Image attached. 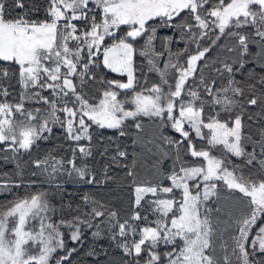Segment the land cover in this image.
Here are the masks:
<instances>
[{
  "label": "snow or ice",
  "instance_id": "snow-or-ice-1",
  "mask_svg": "<svg viewBox=\"0 0 264 264\" xmlns=\"http://www.w3.org/2000/svg\"><path fill=\"white\" fill-rule=\"evenodd\" d=\"M7 194L0 264H264V0H0Z\"/></svg>",
  "mask_w": 264,
  "mask_h": 264
},
{
  "label": "trees",
  "instance_id": "trees-1",
  "mask_svg": "<svg viewBox=\"0 0 264 264\" xmlns=\"http://www.w3.org/2000/svg\"><path fill=\"white\" fill-rule=\"evenodd\" d=\"M16 11H19L18 9ZM97 135H103L105 137L104 143L107 144V137L113 136L115 133L110 130H99ZM62 132L57 129L54 131L53 137L50 139L49 142L41 144V155H43L44 150H51L55 148V146L59 143H62ZM128 144V152H129V159L127 163L131 165L133 156H135V159L137 161V171L140 173V175L143 177L145 174V169L148 164V157L145 153V149H143L140 146H134L131 144V141H126ZM150 147V145H149ZM28 156L25 155L23 157V160H27ZM102 158L99 155H96V160H101ZM21 166L24 167L25 171V180L29 179H35L37 181V184L34 186L33 190L37 189H47L51 191V189H48V185L43 183L42 177H31V165L24 166L23 162L21 161ZM16 167V162L6 163L2 165V168L4 171H11L14 170ZM128 179L124 175V171L120 170L119 177L115 183H110L106 188H96L92 186H82L75 182H69L65 184V195L64 199L65 201H77L79 199V196L85 192L89 191L92 192L94 195H96L99 198H102L104 200H107L110 202L111 205L117 207L118 210H122L123 208L127 207L128 198L130 195V188L128 187ZM19 191L21 194H23L24 189L14 190ZM11 199V195L7 194L6 196H0V199ZM89 237V242H90ZM89 242H86L85 245L81 248V255L80 257H77V259L80 260V264H94L93 258H85L83 257V251L89 246ZM100 244H103L105 247H107L108 242L106 240H101L99 242ZM109 254L114 257L119 256V252L114 248L108 249Z\"/></svg>",
  "mask_w": 264,
  "mask_h": 264
},
{
  "label": "rangeland",
  "instance_id": "rangeland-1",
  "mask_svg": "<svg viewBox=\"0 0 264 264\" xmlns=\"http://www.w3.org/2000/svg\"><path fill=\"white\" fill-rule=\"evenodd\" d=\"M110 131H112V130H110Z\"/></svg>",
  "mask_w": 264,
  "mask_h": 264
}]
</instances>
